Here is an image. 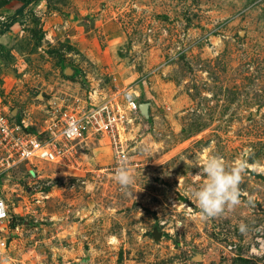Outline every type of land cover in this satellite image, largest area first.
Segmentation results:
<instances>
[{
  "label": "rangeland",
  "instance_id": "1",
  "mask_svg": "<svg viewBox=\"0 0 264 264\" xmlns=\"http://www.w3.org/2000/svg\"><path fill=\"white\" fill-rule=\"evenodd\" d=\"M123 89L147 104L125 131L135 182L99 135L70 166L1 174L10 263L264 264V0H0V96L28 131ZM209 155L247 168L240 203L202 218L187 189Z\"/></svg>",
  "mask_w": 264,
  "mask_h": 264
},
{
  "label": "built area",
  "instance_id": "2",
  "mask_svg": "<svg viewBox=\"0 0 264 264\" xmlns=\"http://www.w3.org/2000/svg\"><path fill=\"white\" fill-rule=\"evenodd\" d=\"M136 93L123 89L111 93L105 101L82 106L80 109H63L51 112L44 121L42 130L28 131L24 120L9 115L8 108L0 96V175L9 172L23 162H46L63 167L77 163L80 153L77 145L91 136H105L115 159V173L121 158L128 165V125L138 115ZM78 142V143H77ZM10 220L9 205L0 197V264H12L6 250L2 231ZM4 223V226L2 224ZM264 253V236H258L249 246V254Z\"/></svg>",
  "mask_w": 264,
  "mask_h": 264
},
{
  "label": "clouds",
  "instance_id": "3",
  "mask_svg": "<svg viewBox=\"0 0 264 264\" xmlns=\"http://www.w3.org/2000/svg\"><path fill=\"white\" fill-rule=\"evenodd\" d=\"M247 168V161L237 159L230 167H226L223 159L209 155L195 174L197 180L205 177L202 183L192 185L187 189L189 197L194 198L202 218L220 214L225 206H235L240 203L239 184L241 174ZM115 179L122 190H129L135 182V177L121 158L120 166L115 170ZM243 229V225H241Z\"/></svg>",
  "mask_w": 264,
  "mask_h": 264
},
{
  "label": "water",
  "instance_id": "4",
  "mask_svg": "<svg viewBox=\"0 0 264 264\" xmlns=\"http://www.w3.org/2000/svg\"><path fill=\"white\" fill-rule=\"evenodd\" d=\"M138 114L144 118L147 117V104H138ZM155 236H158L157 233H155Z\"/></svg>",
  "mask_w": 264,
  "mask_h": 264
}]
</instances>
